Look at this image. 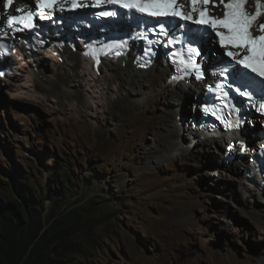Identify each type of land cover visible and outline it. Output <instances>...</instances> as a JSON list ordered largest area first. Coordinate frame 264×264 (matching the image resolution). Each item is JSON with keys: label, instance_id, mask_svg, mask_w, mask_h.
Here are the masks:
<instances>
[{"label": "rangeland", "instance_id": "1", "mask_svg": "<svg viewBox=\"0 0 264 264\" xmlns=\"http://www.w3.org/2000/svg\"><path fill=\"white\" fill-rule=\"evenodd\" d=\"M9 82L0 84V186L23 172L47 195L50 179L70 167L78 194L69 202H98L104 209L102 218L79 225L71 247L80 250L68 253L64 264L264 262V192L243 183L244 176L228 179L230 187L214 175L218 164H226L218 156L224 145L220 154L192 150L185 138V155L154 163L157 126L180 106L174 95L160 93L133 119L119 103L107 107L102 100L75 111L28 92L32 82L19 91ZM190 93V102L196 101ZM8 188L0 190L19 197ZM248 190L256 193L246 195Z\"/></svg>", "mask_w": 264, "mask_h": 264}, {"label": "bare ground", "instance_id": "2", "mask_svg": "<svg viewBox=\"0 0 264 264\" xmlns=\"http://www.w3.org/2000/svg\"><path fill=\"white\" fill-rule=\"evenodd\" d=\"M17 5L22 6L24 2L20 1ZM210 46V44L205 45L204 50H211ZM80 51L84 53L83 49L73 50L66 43L57 47L56 53H45L41 56L38 51L36 57L31 59L32 61H27V56L23 57L22 55L13 59L10 58L12 67L9 74L3 77L5 80L2 82L6 83L11 79L9 84L13 88L15 86V91L24 90L21 84L27 85L32 82V86L27 85V87H30L26 89L28 92L56 98L59 103H68L75 107V111L82 106H96L102 100H104V105H107V107H110V101L113 104L119 103L118 105L133 119L149 109L160 93L174 95L180 106L172 111L173 114L169 117V120L160 122L158 126L155 124L158 127V132L156 133L158 142L155 145L154 163L157 164L162 161V158L169 159V155L172 154L185 155L188 150L185 144L189 145L188 147L192 146V150H213V152L218 154L221 153L223 145L228 147L232 141L237 143V147L234 150L236 153L242 148L241 146H244L245 148L243 149L246 151L252 152V150L264 145L261 137L257 139L251 136V134L259 135L261 128L260 130L252 131L249 128L250 125L246 126L244 130L248 133L246 140L243 136H237V138L233 139L227 138L226 140L217 137L218 135L215 134L214 137L216 138H200L194 141L193 134L197 133V131L191 128L190 122L195 117L194 107L202 99L203 90H205L202 84L206 83H176V79L172 77V68L165 60L159 59L152 63L150 67L142 68L137 62L138 51H133L132 53L130 51L127 56L118 60L103 58L100 61L103 63L96 67L95 64L99 62L95 61V57L93 55L83 56ZM48 55L49 57H47ZM16 59H20L21 62ZM19 65L25 67L17 69ZM22 70L28 74H26L27 79L25 80H23L25 77H18L22 75ZM33 76H35L34 80ZM20 80L22 81L20 82ZM18 82L20 83L18 84ZM193 88L196 93L191 96L190 91ZM189 93L191 98L196 95V101L190 102ZM188 106L191 108L190 112H184ZM89 113L91 114L90 111ZM258 118L257 121L259 123ZM185 138L191 140L184 144ZM212 145L216 146L215 150L211 148ZM224 151H222V154ZM218 156L224 162L221 154ZM246 164V161L238 156L232 164H224L225 168H223L224 165L218 164V173L214 172V175H218L219 178L229 184L228 179L237 180L240 175H246L241 170L244 169ZM226 170H229V173ZM252 178L255 183H251L254 181H248L247 179L249 178L240 179L243 183H247L250 188L262 189L264 187V176L256 175ZM229 186H232V182ZM253 192L256 193V191L248 190L246 195ZM260 200L264 202L263 199ZM254 216H256V213ZM261 264H264V262H261Z\"/></svg>", "mask_w": 264, "mask_h": 264}, {"label": "snow or ice", "instance_id": "3", "mask_svg": "<svg viewBox=\"0 0 264 264\" xmlns=\"http://www.w3.org/2000/svg\"><path fill=\"white\" fill-rule=\"evenodd\" d=\"M57 0H35L34 10L29 8H16L15 12L19 15H7L0 17V25L7 30L19 31L22 26L24 29L35 27V19H44L46 10L54 8ZM108 4H117L119 7L135 10L136 12L146 14L152 17H178L182 20H194L195 23L210 27L218 41L226 51V55L235 63L247 70L244 72L232 73V84L237 85L236 91L240 95L247 97L248 101L255 107L258 103V110H264V4L261 0H255V11L250 12L247 8L248 0H212L213 8L223 6V15H214L209 9L210 0H189L190 10L185 13L181 11L183 5L177 3V0H105ZM14 0H4L0 5V12L8 10L13 5ZM76 0H72V7H78ZM101 16L116 15L115 12H101ZM161 34L167 35L164 25L160 24ZM254 32L258 34H253ZM191 43H197L195 37H190ZM126 42L121 41L112 45H107L109 49L122 48ZM172 40H169V44ZM2 47V45H0ZM232 49H235L233 51ZM187 58L181 57L178 64V71L188 74L195 69L197 79L202 78L199 65L193 59L198 56L199 49L189 47ZM95 55V49L92 50ZM119 55V52L116 53ZM175 53L173 56L175 57ZM254 74V75H251ZM3 75V73H0ZM176 79V77H173ZM225 85L218 83L216 88L223 91ZM231 88V85H228ZM259 88V93L256 89ZM243 89V91H240ZM253 94L257 100L253 99ZM228 93L224 92V96ZM238 126V123L237 125Z\"/></svg>", "mask_w": 264, "mask_h": 264}, {"label": "trees", "instance_id": "4", "mask_svg": "<svg viewBox=\"0 0 264 264\" xmlns=\"http://www.w3.org/2000/svg\"><path fill=\"white\" fill-rule=\"evenodd\" d=\"M70 171L67 167L50 179L47 195L30 186L23 172L0 186L8 192L12 186L19 196L0 190V264H64L68 253L80 250L71 247L72 235L86 219L102 218L104 209L98 202L78 206L69 202L78 194Z\"/></svg>", "mask_w": 264, "mask_h": 264}]
</instances>
